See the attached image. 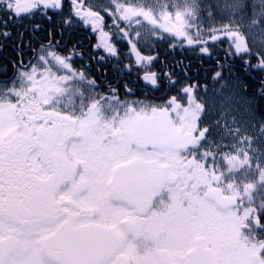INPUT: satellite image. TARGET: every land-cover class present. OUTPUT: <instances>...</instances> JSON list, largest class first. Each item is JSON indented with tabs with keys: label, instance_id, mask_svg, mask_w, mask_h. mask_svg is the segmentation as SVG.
Instances as JSON below:
<instances>
[{
	"label": "snow or ice",
	"instance_id": "obj_1",
	"mask_svg": "<svg viewBox=\"0 0 264 264\" xmlns=\"http://www.w3.org/2000/svg\"><path fill=\"white\" fill-rule=\"evenodd\" d=\"M37 15L47 43L25 62L15 32L0 71V264H264V0H0V51ZM81 24L109 56L126 41L153 89L142 40L167 35L198 63L183 83L164 73L176 92L159 102L122 93L60 50L57 28ZM209 84L236 107L215 109Z\"/></svg>",
	"mask_w": 264,
	"mask_h": 264
},
{
	"label": "flooded vegetation",
	"instance_id": "obj_2",
	"mask_svg": "<svg viewBox=\"0 0 264 264\" xmlns=\"http://www.w3.org/2000/svg\"><path fill=\"white\" fill-rule=\"evenodd\" d=\"M55 19V18H54ZM106 25H111L112 20L105 16ZM39 23L41 28L35 32L32 31V25ZM14 30L13 37L11 40L6 41L7 47L0 51V71L7 70L8 75H11L14 68L8 64L9 60H15L17 58L16 54L13 52V48L19 49L20 45L18 43V38L15 35L17 31L25 32L23 47V58L25 62L32 56V50L38 49L41 43H47L49 39V29L51 25L47 23L41 16L35 17L34 19H24L22 23L13 22ZM115 29L106 27L105 31L112 32ZM166 39L168 38L165 35ZM206 38V37H205ZM55 41H59V47L62 52H67L76 45L75 51L76 55L73 57V64L77 68L83 67L90 77H95L97 82L104 84H111L113 87L120 88L123 93V86L127 84L133 89L137 96L140 98H149L159 102V98H167L169 95H174L176 89L171 88L169 84L168 77L164 75L166 72L175 73L173 79L181 78L183 83L181 69L188 65L190 62L193 69L196 67L198 61L197 58H190L195 55L190 49L181 47V52L183 55L187 56L185 63H170L167 59H162L158 63V59L153 62L150 71H155L160 74V79L163 83V87L159 90L153 89L151 85H148L142 80L145 69L140 66L135 65L134 57L128 56L129 45L126 41L119 40L117 38L113 39V43L116 44L119 49L118 56H109L103 49H95L94 45L98 43V33H93L91 28L85 25H80L72 34L71 39L69 35L65 33L63 36L60 34V29L57 28L54 36ZM156 41V39H146L142 40L138 47L144 55H155L157 56V50H149V47ZM216 47H220L219 44ZM82 54V55H81ZM222 54V53H221ZM103 56L104 60H100ZM208 63H211L209 60ZM126 64H131V69L124 67ZM189 75H193L194 72H189ZM203 75V73H201ZM180 85H177V88ZM220 85L209 84V92L213 89L218 88ZM101 91L104 89L101 88Z\"/></svg>",
	"mask_w": 264,
	"mask_h": 264
},
{
	"label": "rangeland",
	"instance_id": "obj_3",
	"mask_svg": "<svg viewBox=\"0 0 264 264\" xmlns=\"http://www.w3.org/2000/svg\"><path fill=\"white\" fill-rule=\"evenodd\" d=\"M108 2H109V0H86V3H88L90 5H104V6H106L108 4ZM122 2H123V0H122ZM130 2H135V0H130ZM96 10H98V9H96ZM222 22L227 23L228 21H227V19H224L222 21L221 17L219 15H217L213 20L208 21L207 23H211L215 26V25H219ZM119 23H120L121 27H124L125 22H119ZM146 39H152V38H146ZM260 39L261 38L259 36H256L254 38L256 43H259ZM216 89H221V86H219ZM206 99H208L210 101V103H212L214 105L215 109H222L224 111H228V110L234 109L236 107V105L234 103V98H233L231 87L227 84L224 86L223 89H221L218 92H214L213 90H211L208 93V97H206Z\"/></svg>",
	"mask_w": 264,
	"mask_h": 264
},
{
	"label": "trees",
	"instance_id": "obj_4",
	"mask_svg": "<svg viewBox=\"0 0 264 264\" xmlns=\"http://www.w3.org/2000/svg\"><path fill=\"white\" fill-rule=\"evenodd\" d=\"M66 11H67V3L65 6V12ZM38 16H40V15H37L36 17H38ZM106 17H108V16H106ZM124 27H125V25H124ZM172 43H174V41L171 39H166V38H163L160 40L156 39V41H154V43L149 47V50H151V49L157 50L158 63H161L160 61L162 59H167L172 64L178 63V61H182L183 63L186 62V60L188 58L186 55L182 54L181 47L179 46V42L178 41L175 42L177 44V46L175 48H172L169 46ZM190 58H197V57H196V55H193Z\"/></svg>",
	"mask_w": 264,
	"mask_h": 264
}]
</instances>
